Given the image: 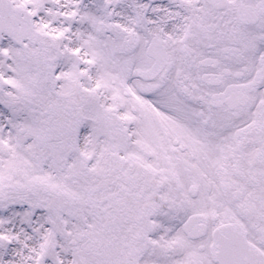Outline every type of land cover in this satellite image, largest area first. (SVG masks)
<instances>
[{
    "label": "snow or ice",
    "instance_id": "obj_1",
    "mask_svg": "<svg viewBox=\"0 0 264 264\" xmlns=\"http://www.w3.org/2000/svg\"><path fill=\"white\" fill-rule=\"evenodd\" d=\"M0 264H264V0H0Z\"/></svg>",
    "mask_w": 264,
    "mask_h": 264
}]
</instances>
